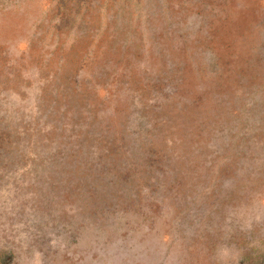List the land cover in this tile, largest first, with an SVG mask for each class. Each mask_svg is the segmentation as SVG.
<instances>
[{"label": "rangeland", "instance_id": "rangeland-1", "mask_svg": "<svg viewBox=\"0 0 264 264\" xmlns=\"http://www.w3.org/2000/svg\"><path fill=\"white\" fill-rule=\"evenodd\" d=\"M0 264H264V0H0Z\"/></svg>", "mask_w": 264, "mask_h": 264}]
</instances>
